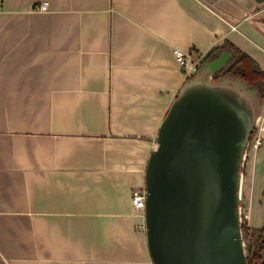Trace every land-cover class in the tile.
<instances>
[{
  "label": "crops",
  "instance_id": "obj_1",
  "mask_svg": "<svg viewBox=\"0 0 264 264\" xmlns=\"http://www.w3.org/2000/svg\"><path fill=\"white\" fill-rule=\"evenodd\" d=\"M246 6L0 0V264H153L132 194L192 77L174 49L201 65L230 42L262 68L248 47L264 40V3ZM255 165L245 191V163L242 201L248 225L261 228Z\"/></svg>",
  "mask_w": 264,
  "mask_h": 264
},
{
  "label": "water",
  "instance_id": "obj_2",
  "mask_svg": "<svg viewBox=\"0 0 264 264\" xmlns=\"http://www.w3.org/2000/svg\"><path fill=\"white\" fill-rule=\"evenodd\" d=\"M210 1L231 13L237 5L247 9L249 2L264 3ZM215 82L213 73L188 78L160 125L144 186L153 264H250L243 180L258 125L228 105Z\"/></svg>",
  "mask_w": 264,
  "mask_h": 264
},
{
  "label": "rangeland",
  "instance_id": "obj_3",
  "mask_svg": "<svg viewBox=\"0 0 264 264\" xmlns=\"http://www.w3.org/2000/svg\"><path fill=\"white\" fill-rule=\"evenodd\" d=\"M237 36L238 38L236 40V43H238L240 46L242 45L244 46V44L240 42L242 39H244L243 36L242 35H237ZM249 43L251 47H248V51H250L253 54L255 53L258 56V59L261 61L262 68L264 69V57H263L264 40L260 42L259 45L254 43L253 41ZM229 53L231 52L224 51L217 59L202 63L199 66L198 71L191 74V76L198 75L206 79L212 73L216 74V72L220 70H224L230 62L229 60L230 57L227 56ZM215 84L220 89L223 100L228 105L234 107L238 112H240L246 121L253 124H257L258 125L257 128L259 129L261 124L260 122L261 121L264 122V97H263L264 90L260 87H252L248 85L241 76L234 74L224 75L222 73V75H220L218 79H216ZM259 118L261 119L260 122L258 123ZM263 138H264V133H263ZM263 152H264V143L261 146V148L257 150H254L253 148L250 147L248 151V157L246 160V165L250 170L249 173L253 172L252 164L256 163L254 171L256 172V177L260 180L261 178L264 177V163L261 166L260 161L257 160L258 159L257 156L259 155V153L261 154ZM251 175L252 173L250 174V179H249L248 171L246 168V178L244 183L245 191L247 190L249 191L250 182H252ZM257 189L259 191L262 189V187L258 185ZM242 206L244 212H246V210L249 208V213H250V206H246V204L243 203V201H242ZM251 216L253 218L252 208H251ZM251 225H254L253 222L251 223Z\"/></svg>",
  "mask_w": 264,
  "mask_h": 264
},
{
  "label": "trees",
  "instance_id": "obj_4",
  "mask_svg": "<svg viewBox=\"0 0 264 264\" xmlns=\"http://www.w3.org/2000/svg\"><path fill=\"white\" fill-rule=\"evenodd\" d=\"M226 49L231 52L230 62L224 70L216 72L214 78L218 79L222 73L224 75H239L248 85L260 87L264 90V70L254 57L247 54L233 43L226 42L214 48L203 61L208 62L217 59ZM243 233L249 263L264 264V226L262 228H251L244 219Z\"/></svg>",
  "mask_w": 264,
  "mask_h": 264
},
{
  "label": "built area",
  "instance_id": "obj_5",
  "mask_svg": "<svg viewBox=\"0 0 264 264\" xmlns=\"http://www.w3.org/2000/svg\"><path fill=\"white\" fill-rule=\"evenodd\" d=\"M39 9L41 11H47L49 9V3L48 2H43L40 6ZM174 55L176 56L180 67L182 71L187 75L191 76V74L195 73L199 69V62H195L191 55L188 52H185L181 49H174ZM260 128L256 129V131L253 133L250 146L249 148H253L254 150L259 149L263 143H264V138H263V133H264V122H260ZM249 151V149H248ZM146 197H147V192L145 188H137L133 191L132 194V203L134 208L141 212V214L144 216V211L146 207ZM243 216L244 219H247V213L243 211Z\"/></svg>",
  "mask_w": 264,
  "mask_h": 264
}]
</instances>
